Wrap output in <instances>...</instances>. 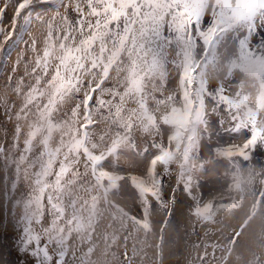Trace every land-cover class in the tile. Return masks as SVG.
<instances>
[{"label": "snow or ice", "instance_id": "6c2138e0", "mask_svg": "<svg viewBox=\"0 0 264 264\" xmlns=\"http://www.w3.org/2000/svg\"><path fill=\"white\" fill-rule=\"evenodd\" d=\"M258 153L264 0H0V209L27 264H164L178 214L184 264H264Z\"/></svg>", "mask_w": 264, "mask_h": 264}, {"label": "rangeland", "instance_id": "374dc122", "mask_svg": "<svg viewBox=\"0 0 264 264\" xmlns=\"http://www.w3.org/2000/svg\"><path fill=\"white\" fill-rule=\"evenodd\" d=\"M16 233L12 228H7L4 224L3 210L0 209V264L7 259L10 264H27L30 257L25 256L16 247Z\"/></svg>", "mask_w": 264, "mask_h": 264}, {"label": "flooded vegetation", "instance_id": "af4514ba", "mask_svg": "<svg viewBox=\"0 0 264 264\" xmlns=\"http://www.w3.org/2000/svg\"><path fill=\"white\" fill-rule=\"evenodd\" d=\"M257 158L260 160H264V154L258 153ZM208 179H214V177L209 176ZM178 219L180 221L179 232L176 233L175 235H172L171 239L169 240L168 248L170 249V252L166 250L165 256H164V264H184V260H185L184 254H183L184 249H183L182 244L180 243V238L184 236L185 225L183 223L184 218L180 214H178ZM190 231L191 229L189 228V232ZM201 231L202 229H200V227L197 226V232H201ZM166 239H169L168 233H166ZM184 239H187V237H184ZM192 239L194 240L195 237H192ZM172 241H175V243H173Z\"/></svg>", "mask_w": 264, "mask_h": 264}]
</instances>
